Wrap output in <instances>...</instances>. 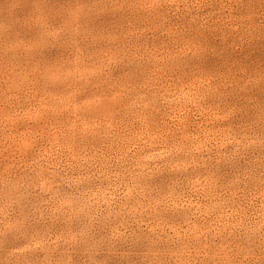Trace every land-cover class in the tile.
Returning a JSON list of instances; mask_svg holds the SVG:
<instances>
[{
	"label": "rangeland",
	"instance_id": "obj_1",
	"mask_svg": "<svg viewBox=\"0 0 264 264\" xmlns=\"http://www.w3.org/2000/svg\"><path fill=\"white\" fill-rule=\"evenodd\" d=\"M0 264H264V0H0Z\"/></svg>",
	"mask_w": 264,
	"mask_h": 264
}]
</instances>
